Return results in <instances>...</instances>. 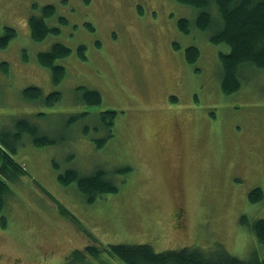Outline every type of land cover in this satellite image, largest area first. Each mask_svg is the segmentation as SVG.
<instances>
[{"label": "rangeland", "instance_id": "374dc122", "mask_svg": "<svg viewBox=\"0 0 264 264\" xmlns=\"http://www.w3.org/2000/svg\"><path fill=\"white\" fill-rule=\"evenodd\" d=\"M48 3L46 24L58 31L36 41L28 17ZM196 13L177 0H0V35L6 26L16 30L0 46V125L13 130L11 119L25 115L54 140L34 145L24 133L15 144L24 173L8 181L0 209V264H125L107 250L118 242L264 258V243L247 226L264 218V196L248 199L254 186L264 194V67L245 65L239 88L224 93L219 52L228 49L210 39L215 23L203 31L191 25ZM53 42L70 48L55 60L65 67L56 84L36 58ZM193 44L200 53L190 63L184 48ZM30 85L61 97L30 101L22 91ZM78 86L98 89L101 102H82ZM108 108L117 115L104 139L95 115ZM83 111L90 113L66 122ZM175 115L185 121L184 166L163 148ZM122 166L131 169L116 172ZM68 167L81 174L103 167L119 188L89 202L74 182L58 179ZM92 244L102 247L98 255L84 251ZM74 249L84 255L74 257Z\"/></svg>", "mask_w": 264, "mask_h": 264}, {"label": "trees", "instance_id": "16d2710c", "mask_svg": "<svg viewBox=\"0 0 264 264\" xmlns=\"http://www.w3.org/2000/svg\"><path fill=\"white\" fill-rule=\"evenodd\" d=\"M179 3L189 5L197 9L192 26L199 30H207L212 24H216L218 29L210 36L214 43H223L228 50L219 52L221 61V90L224 93L239 88V76L241 68L245 65H251L256 68L264 67V0H177ZM216 10L215 16L211 12ZM54 5L48 3L41 9L38 15L28 17L30 35L34 40L39 41L50 32H57L58 28L46 24V17L53 14ZM180 29L188 32L190 21L181 16L178 20ZM16 34V30L11 26H6L3 35H0V46L6 44L8 40ZM175 46H178L175 43ZM84 45L78 46V55H83ZM70 48L63 42H53L50 48L42 50L37 54L39 64L50 69L53 83H59L65 74V67L55 63L57 58L69 53ZM185 58L188 62L194 63L199 56L198 47L188 45L184 48ZM80 100L89 104L101 102V92L84 86H78ZM23 95L28 100H36L51 105L57 102L61 93L58 90H52L43 94L38 86L30 85L23 88ZM89 111L76 112L66 117L68 124L76 120L77 117L86 116ZM42 115V113H40ZM117 115L115 109L100 110L97 115L98 123L94 129H103L106 134L104 139L112 135V126L114 118ZM13 130H7L0 125V209L4 204L5 194L9 191L8 181H13L23 175L24 171L18 167L17 161L13 158L16 152V146L22 134L27 133L31 136L32 144L44 145L54 142L48 134L40 133L39 127L30 121L27 116H21L11 119ZM11 126V127H12ZM87 127L84 131H87ZM104 139L96 140L97 146L103 144ZM131 167L122 166L117 168L116 172L130 170ZM105 168L94 169L89 174H81L77 169L68 167L66 170L57 174L60 182L68 184L74 182L78 190L90 202L104 192L117 191L119 186L112 177H109ZM263 190L260 186H254L248 192L249 201L255 202L263 198ZM4 216L1 224L4 226ZM242 223H247L246 218ZM250 230L257 239L264 243V218H256L253 222L247 223ZM88 254L98 255L102 247L92 244L83 248ZM108 252L125 264H264V258L251 256L241 258L230 254L223 247H216L213 250H206L196 245H184L180 248H169L166 250L155 251L149 243H114L107 246ZM83 251V252H84ZM81 250L72 251L75 257L78 254L84 255ZM86 253V254H87Z\"/></svg>", "mask_w": 264, "mask_h": 264}, {"label": "flooded vegetation", "instance_id": "af4514ba", "mask_svg": "<svg viewBox=\"0 0 264 264\" xmlns=\"http://www.w3.org/2000/svg\"><path fill=\"white\" fill-rule=\"evenodd\" d=\"M40 13H41V11H40ZM61 19H64V18L61 17ZM184 123H185V121L182 117H178L177 115L174 116V123H173V127H172V131H173L174 135L171 136V139H173L174 141L172 142V140L167 137V139H168L167 143H169V144L168 145H167V143L165 144V146L163 147V148L166 147L165 150L162 148L164 150V152L166 151V156L170 155V153L172 151H174L175 155L177 154V158H176L177 163L179 164L182 162L183 166L185 164L184 150H183V147H184L183 139L185 138V133H186V128H185ZM184 142H185V139H184ZM179 189H180V187L178 188V190H176V191L174 190V192H175V194H177V196L179 195L178 194ZM179 202L180 201L178 200L176 203L178 204ZM182 214H183V209L180 206V207H178L177 211L176 210L173 211L172 216H174V218L176 219V222H177L179 220V218L183 216ZM179 225H181V224H179Z\"/></svg>", "mask_w": 264, "mask_h": 264}]
</instances>
